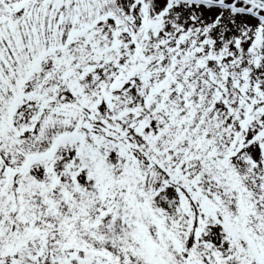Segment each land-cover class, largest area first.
<instances>
[{"label": "snow or ice", "instance_id": "6c2138e0", "mask_svg": "<svg viewBox=\"0 0 264 264\" xmlns=\"http://www.w3.org/2000/svg\"><path fill=\"white\" fill-rule=\"evenodd\" d=\"M0 264H264V0H0Z\"/></svg>", "mask_w": 264, "mask_h": 264}]
</instances>
